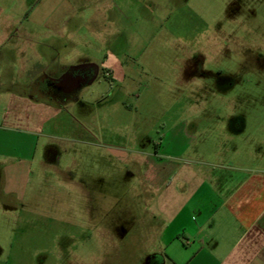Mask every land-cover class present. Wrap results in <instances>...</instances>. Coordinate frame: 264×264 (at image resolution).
I'll list each match as a JSON object with an SVG mask.
<instances>
[{"label": "rangeland", "instance_id": "374dc122", "mask_svg": "<svg viewBox=\"0 0 264 264\" xmlns=\"http://www.w3.org/2000/svg\"><path fill=\"white\" fill-rule=\"evenodd\" d=\"M178 3L162 17L147 11L145 28L136 22L104 49L100 0L22 5L42 26L69 13L47 41L68 45L42 52L47 67L32 85L24 73L6 84L54 110L34 135L0 129V176L31 169L11 185L18 191L0 192V264H150L162 245L141 161L165 124L190 121L183 159L264 174V0H196L193 11ZM86 65L97 69L89 84L52 85ZM114 146L131 156L116 159Z\"/></svg>", "mask_w": 264, "mask_h": 264}, {"label": "crops", "instance_id": "0c3cea01", "mask_svg": "<svg viewBox=\"0 0 264 264\" xmlns=\"http://www.w3.org/2000/svg\"><path fill=\"white\" fill-rule=\"evenodd\" d=\"M74 1L99 2L60 0L61 3ZM195 1L100 0V46L111 47L118 37L124 36L127 28L134 30L138 24L139 28H145L149 24L143 21L147 11L155 12L151 16L158 17L169 14L175 11L169 10L170 2H179L177 10L193 11ZM39 2L0 0V106L3 104L9 110L7 113L6 108H0V129L29 135L38 133L42 113L50 114L54 109L36 101L34 95L9 92L6 84L10 77L14 84L22 82L24 78L19 79L22 73L26 74L29 85L37 80L47 67L42 52L67 49L66 42L57 47L47 41L48 36L61 34L70 19L66 12L56 24L52 18L47 26L30 23L31 16L26 15L27 9L22 5ZM117 9L123 10L121 18L110 14V10ZM103 16H106L105 24ZM102 34L109 37L103 38ZM19 36L26 44L17 42ZM27 51L33 52L31 57L26 56ZM191 127L190 121L165 124L158 149L142 155L143 180L149 191L153 219L160 226L156 232L162 245V252L156 253L150 264H264V174L248 172L243 167L214 166L183 159ZM111 150L122 152L124 159L131 156L123 147L114 146ZM27 172L30 174L31 169H23V176L17 171L12 179L0 176V192L18 191L11 185L15 181L25 182Z\"/></svg>", "mask_w": 264, "mask_h": 264}, {"label": "flooded vegetation", "instance_id": "af4514ba", "mask_svg": "<svg viewBox=\"0 0 264 264\" xmlns=\"http://www.w3.org/2000/svg\"><path fill=\"white\" fill-rule=\"evenodd\" d=\"M195 64H193L194 66ZM195 68L197 66H194ZM194 73L196 70H193ZM97 73V69L94 66H78L76 68L65 71L57 79H53L52 85L56 88H60L62 91H68L73 88H76L79 85L89 84ZM116 159L124 160L121 156H114Z\"/></svg>", "mask_w": 264, "mask_h": 264}, {"label": "water", "instance_id": "95a60500", "mask_svg": "<svg viewBox=\"0 0 264 264\" xmlns=\"http://www.w3.org/2000/svg\"><path fill=\"white\" fill-rule=\"evenodd\" d=\"M110 153L114 156H121V153L120 151H114V150H111Z\"/></svg>", "mask_w": 264, "mask_h": 264}, {"label": "trees", "instance_id": "16d2710c", "mask_svg": "<svg viewBox=\"0 0 264 264\" xmlns=\"http://www.w3.org/2000/svg\"><path fill=\"white\" fill-rule=\"evenodd\" d=\"M160 257V256H159Z\"/></svg>", "mask_w": 264, "mask_h": 264}]
</instances>
